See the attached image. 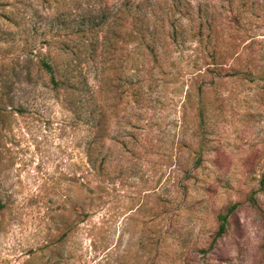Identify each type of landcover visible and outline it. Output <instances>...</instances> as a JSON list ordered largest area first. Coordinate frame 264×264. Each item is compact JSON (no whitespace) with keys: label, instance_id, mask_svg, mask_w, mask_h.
<instances>
[{"label":"rangeland","instance_id":"obj_1","mask_svg":"<svg viewBox=\"0 0 264 264\" xmlns=\"http://www.w3.org/2000/svg\"><path fill=\"white\" fill-rule=\"evenodd\" d=\"M99 1L0 0V264H264V12L252 29L256 49L237 30L229 68L202 91L204 76L195 74L206 68L203 54L188 41L170 46L164 85L137 131L146 145L137 171L124 168L96 188L87 126L52 88L40 58L52 55L69 70L76 56L93 69L91 39L69 32L83 16H98ZM132 48L120 151L136 130L127 124L137 109ZM195 166L196 177L184 180L183 169ZM74 200L92 210L69 231ZM234 203L226 235L210 246L219 213Z\"/></svg>","mask_w":264,"mask_h":264},{"label":"trees","instance_id":"obj_2","mask_svg":"<svg viewBox=\"0 0 264 264\" xmlns=\"http://www.w3.org/2000/svg\"><path fill=\"white\" fill-rule=\"evenodd\" d=\"M117 2L118 6L116 4L112 10L108 0H100L98 16H83L69 32V38L77 35L78 38L91 39L88 42V56L94 60L93 69L88 68L87 59L76 56L69 57V70L67 64L62 66L52 55L40 58L41 67L47 73L52 88L57 92L63 90L66 97L68 95L69 110L87 126L85 154L88 167L98 182L96 188H100L106 180L114 182L124 173V168L130 173L137 171L135 162L141 158L139 151L146 148L141 143L142 132L137 131L147 128L151 95L156 88L164 85V59L170 46L177 45L180 40L188 41L190 44L194 43L195 50L203 54L206 68L204 72L200 70L202 72L195 74V78L200 74L204 76L203 86L200 88L202 91L209 88L229 68L233 49L237 47V30H245L242 37L246 48L254 50V44L261 42L257 40L259 35L252 32V29L258 27L254 26L257 18L264 12V4L261 6L260 0ZM130 44L133 45L135 67L130 84L133 85L132 95L137 109L133 114L135 122L128 120L127 124L136 130L128 133V140L121 141L126 149L120 151L117 132L120 124L119 103L122 98L121 86L125 81L123 64ZM250 61L256 66L253 58ZM91 75L92 82L89 80ZM206 82L209 84L206 85ZM200 111L202 115L203 106ZM198 129L204 131L203 122ZM194 158L200 164L201 155ZM124 163L130 166L122 167ZM195 167L183 169L184 180L196 177L194 171L199 165ZM260 185L264 190V174ZM238 205L234 203L226 211L219 213L218 228L210 246L226 235L230 215ZM4 207L0 202V210ZM73 209L77 217L72 222L69 221V231L92 210L82 204L74 205Z\"/></svg>","mask_w":264,"mask_h":264}]
</instances>
